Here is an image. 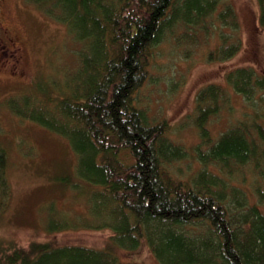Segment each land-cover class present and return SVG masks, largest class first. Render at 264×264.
Wrapping results in <instances>:
<instances>
[{"label": "trees", "instance_id": "trees-1", "mask_svg": "<svg viewBox=\"0 0 264 264\" xmlns=\"http://www.w3.org/2000/svg\"><path fill=\"white\" fill-rule=\"evenodd\" d=\"M28 1L83 44L78 74L60 97L41 87L42 98H9L7 107L68 141L76 159L74 176L96 187L102 198L98 214L114 221L107 225L113 228L112 240L120 245L121 239L129 240L127 250H134L145 239L160 264H264V125L255 120L264 119V73L249 65L225 73L227 86L250 105L261 94V113L215 140L206 123L229 95L220 84L198 92L199 143L193 150L200 167L189 180L169 170L189 152L168 138L170 123H151L133 98L148 76L154 48L168 37L193 42L198 32L215 33L218 41L208 55L212 61L241 50L240 26L229 0ZM256 1L264 30V0ZM7 163L0 147L4 201L10 191ZM248 178L254 202L240 184ZM4 248L0 264H129L108 251L57 247L54 241Z\"/></svg>", "mask_w": 264, "mask_h": 264}, {"label": "rangeland", "instance_id": "rangeland-1", "mask_svg": "<svg viewBox=\"0 0 264 264\" xmlns=\"http://www.w3.org/2000/svg\"><path fill=\"white\" fill-rule=\"evenodd\" d=\"M229 3L242 39L236 55L224 61L209 59L218 41L215 33L198 32L193 42H175L168 37L154 48L148 76L133 94L135 104L145 110L150 122L170 123L168 138L189 151L185 159L169 166L181 180H189L200 167L193 149L199 143L196 96L202 88L220 84L229 95L227 104L206 123L212 140L235 123L249 122L253 114L261 113L259 92L254 96L256 106L250 105L224 78L229 69L241 65L264 73V30L258 24L257 1ZM8 9L9 21L24 42L25 77L13 79L0 73V147L7 155L5 177L10 190L6 201L0 198V248L54 241L57 247L108 251L123 263L160 264L145 239L134 250H127L129 240L121 239L123 245L112 240L113 228L107 225L114 221L107 213L98 214L102 198L96 187L74 176L76 159L68 141L16 116L7 107L9 98L22 100L27 94L42 98L41 87L53 96L64 95L67 83H74L78 74V55L83 47L66 26L28 0H8ZM224 31L230 32V28ZM255 120L264 125V119ZM249 183L248 178L240 184L254 202Z\"/></svg>", "mask_w": 264, "mask_h": 264}, {"label": "flooded vegetation", "instance_id": "flooded-vegetation-1", "mask_svg": "<svg viewBox=\"0 0 264 264\" xmlns=\"http://www.w3.org/2000/svg\"><path fill=\"white\" fill-rule=\"evenodd\" d=\"M23 40L9 21L8 0H0V73L23 79L25 49Z\"/></svg>", "mask_w": 264, "mask_h": 264}]
</instances>
